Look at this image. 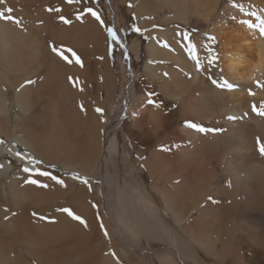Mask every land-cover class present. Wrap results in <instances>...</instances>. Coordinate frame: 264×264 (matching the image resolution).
Segmentation results:
<instances>
[{
	"label": "bare ground",
	"instance_id": "obj_1",
	"mask_svg": "<svg viewBox=\"0 0 264 264\" xmlns=\"http://www.w3.org/2000/svg\"><path fill=\"white\" fill-rule=\"evenodd\" d=\"M13 1L9 0V2ZM205 1L184 0L183 2L177 0L176 4L181 5L178 13L195 11L197 7L192 9L191 3L195 2L198 5V3ZM118 2L121 5L127 2L133 4L145 2L148 7L140 8L138 18L144 12L160 16V11H165L166 7H171V0H121ZM221 2L222 0H207L204 5L198 7L200 13L197 9V16L213 17ZM28 4L30 6L27 10L32 12L34 9L31 7L34 3L27 2L26 5ZM227 6L234 8L229 3ZM20 7L17 2L12 6L14 11L12 16L18 19L25 16L24 12H20L22 11ZM233 12L238 14L239 11L233 9ZM40 15H42L41 12ZM89 17L91 18L87 20V30L89 31L86 32L87 34L89 32L91 37L89 38L93 40L92 43L90 42L91 46L96 48L93 51H98L96 54H100L103 50L105 51L104 41H102L96 21L91 16ZM245 19H249V17H245ZM148 22L152 24V21ZM79 25L77 23L76 26L79 28H72L75 37L63 32L64 35H59L60 38L67 39L70 44L81 45L86 33L80 30L81 25ZM58 29H53V33H56ZM239 30H242L239 39L241 44L234 43L235 39L233 41V37H230L233 32L237 33L234 24L229 25L228 22L218 21L211 31L218 35L219 40L223 39L222 42L220 41L223 74L229 82L238 85V88L231 91L228 89L219 91L215 88L216 96L224 104L220 110V117L224 121H229V116L236 117L235 120H230L229 137L238 136L245 127L250 125H260L264 129V121L251 114L253 113L252 103L255 101L254 99L258 100L259 96L264 95V89L256 85V81L261 82L264 77V41L259 38L257 42L256 38L254 43L250 44L251 41L248 39L256 37V31L249 29L244 24L240 25ZM27 33L21 35L19 31L11 30L10 26L0 22V56L12 55L8 61L9 75L4 77L0 74V82L8 83V91L14 89L13 97L17 105V111L7 106L6 88L1 85L0 180L7 179V188L10 190L12 205L15 208L5 211L6 213L0 211V264H127L126 261L133 255L132 253H136L139 258L144 259L147 258V254L159 253L149 251L151 248L158 247V245H154V242L168 246L169 252L167 248L165 250L171 255L169 257L170 264H187L183 262L184 257H190L191 261L196 258V245H193V243L196 244V240L192 238L194 236L193 231L198 230L200 236L205 237L202 243L208 246L214 243L210 234L213 231L217 234L216 241L231 239L229 235H231L233 228L231 227L229 232L222 229V221L225 219L227 222L228 217L225 218L221 215L214 221V216L209 215L208 209H206L204 196L218 186L214 182L215 171H210L208 168L203 170L202 183L198 181V132L186 127L185 124L181 126L182 131L187 134L185 148L189 150L186 154L187 158L180 155L178 165H173L175 161L170 162L167 159V153L173 150L172 147L169 144L162 145L163 141L170 139L168 131L165 130L166 127H174L175 124L179 123L180 118L186 122L194 118L198 121V102L203 105V118H212V111L204 104V98L198 95V77L202 78L203 69L199 72L196 67L187 64L186 66L190 67L188 68L190 72L173 68L168 71V67L160 65L162 63L154 62L155 59H158L153 55L156 46L153 43L147 46L149 58L144 66L146 73L150 77L154 75L162 77L167 95L182 101L178 104L180 112L175 109L174 113L170 112L171 114L168 113V116H164L163 108L156 111L150 106L149 98L140 94L138 105L129 112L130 118L134 120V125L150 131L152 133L151 138H156V147L160 144L158 146L160 149L157 148L159 151L154 154V159L148 158L144 162L145 166L148 167V174L142 175L143 170L132 161L135 158L132 148L135 147L132 144L131 136L126 134L121 124L127 109L137 97L136 91L134 90L129 95L123 114L108 118L107 121H103L105 124L100 121V118L99 120L98 118H91L92 116L88 117L85 115L86 113L84 114L85 122L77 121L71 115L76 112V102L85 99L82 102L86 105L87 102L91 101L88 99V96L92 98V94L87 83L90 84L93 81L92 76L88 74L87 70H81L79 73L74 72L73 65L71 63L70 65L62 64L60 60L58 61L59 56L56 57L57 55L53 54L57 59L51 55L43 57L44 53L40 47L41 41L39 42L36 36L37 33L31 32L32 39L30 41L25 36ZM83 33L85 34L83 35ZM117 36H119L118 33ZM234 36L236 38V34ZM258 36L260 37V35ZM55 37L58 38L57 34ZM169 39L182 53L185 40L179 44L172 34L169 35ZM42 41L44 40L42 39ZM245 41L249 45L242 44ZM84 43L83 46H85ZM57 45L59 46V44ZM82 45L81 47L84 48ZM132 49L136 50L137 47H132ZM50 50L52 52V49ZM16 52L21 54L19 67L14 64L16 59L13 54ZM38 52H40L39 59L36 55ZM123 52L126 53L124 48ZM163 54L164 51L159 48V56H163ZM169 55L170 58L176 57L175 54ZM95 62L101 61L95 60ZM89 64L88 66H90ZM0 66L2 67V63ZM190 74H192L191 77ZM74 77H79L80 82H84L85 85H80L79 89V85L77 86L73 81ZM104 78L111 81L107 75ZM5 80H7L6 83ZM14 83L20 84L18 88L13 87ZM130 87L132 88V86ZM249 89L254 93L252 95L254 98L249 95ZM188 96L189 106L186 109L184 103ZM37 102L45 105L43 109L48 118L46 121L43 118L41 120L51 130L42 135L38 133L36 128H39L38 111L35 107ZM86 107L89 108V106ZM88 114L90 115V113ZM8 125L10 127L9 132H5L3 128ZM178 137L181 138L180 135ZM221 140H223L224 145L225 137L219 139V144ZM72 148L74 153H72ZM150 152L152 154V151ZM178 157L179 154H177L176 159ZM122 159L126 160V168L122 165ZM33 161L38 163H33ZM221 162L226 172L229 175L232 174V184L244 192L249 193L253 187L264 186V176L261 173L259 175L261 169L241 157L237 149L225 150L221 156ZM171 165L173 167L169 171ZM25 167L33 171L31 173L25 172L23 170ZM44 169L46 171L51 169L66 179L67 182L65 181V183L70 186L72 191L73 211L84 218L87 227L72 220L66 213L56 210V208L37 211L38 207L46 209L59 202V197L53 194H48L49 197L43 196L41 189L26 182L29 179L28 175H35L36 170L44 171ZM105 174H107L108 179L103 180ZM161 174V178L156 179L162 181L164 191L157 187V180H155V184L150 180L152 177L155 178ZM77 175L86 179L88 183L84 184L80 179H74ZM188 179L192 181L191 184L186 185L185 182ZM198 183L202 189H199ZM56 185L57 183L53 184L52 182L49 188H54ZM170 189L176 194L173 196L181 197L185 194V200L179 203H170V198L165 193ZM182 189H185V193ZM95 191H97V195H94ZM228 192L232 193L231 188H228ZM88 199L93 200V206ZM86 202H89L90 205ZM98 202L99 205H97ZM3 203H0V208ZM27 206L31 207L28 208ZM60 206L66 207L67 205L64 203ZM98 206L102 211L101 217L97 215ZM197 209L200 219L198 224H193L191 216L193 210ZM34 213L36 215H33ZM40 217H45V219H40ZM189 221L190 223L187 224ZM259 224L264 227V223ZM222 231L227 232V235L223 236ZM257 234V238L264 236L262 230H259ZM106 239L111 241L108 242ZM237 243L243 244L242 241ZM234 244L231 242L226 245L222 252L240 251L241 248H235ZM214 248H217L216 245ZM153 262L154 264H164L161 259L153 260ZM221 264H224L223 261Z\"/></svg>",
	"mask_w": 264,
	"mask_h": 264
},
{
	"label": "rangeland",
	"instance_id": "obj_2",
	"mask_svg": "<svg viewBox=\"0 0 264 264\" xmlns=\"http://www.w3.org/2000/svg\"><path fill=\"white\" fill-rule=\"evenodd\" d=\"M118 1L121 0H73V3L69 4L67 0H14L13 2H9V0H4V3L0 4V10H5L6 12L8 8L12 9L13 4L17 2L19 3V6H21L20 9L22 11L20 12H24L25 16L19 19L13 16L20 21L19 26L11 21L0 20V22L10 26L11 30L13 29L17 32L19 31L21 35L26 34L28 32L29 35L27 33V35L25 36L29 41L32 39L31 32H36L38 41H41L40 47L43 49V57H46V55H51L54 58L58 57L57 54H55L53 51L51 52L50 50L53 46L58 48V50L70 48L80 57L83 62V67H79V65H77L76 63L73 64L75 62V59L71 57V53H69V55L68 53H65L69 56L70 59L72 58V60H74L71 64L73 66L77 65L75 67L72 66L74 72L79 73L81 70H87L88 74L91 75L93 79V81L90 82L91 85L87 83V85H89L90 87L92 94V98H89V96L87 95L88 99L91 100L89 101L90 103L87 102V104L84 105L82 101H85V99H82L81 102H76V112L74 115H71L73 118H76L77 121L85 122L86 119L84 114L86 113L85 115L88 117L92 116L91 118L94 119L100 118L101 120H99L102 121L103 124H105V122L103 121H107L108 118L115 116L117 117L118 115L123 114L129 95H131L134 90L136 91L137 97L134 99V101H132L130 108L127 109V113H125V115L123 116L121 124L126 134L128 133L127 135L131 136L132 144L135 147L134 149L132 148L133 156L135 155V158L132 161L136 163V165L141 170H143L142 175L148 174V167L145 166L144 162H146L148 158L154 159V154H157V152L159 151L160 148L158 146L160 144L156 147V138H151L152 133L145 128H138L134 125V120L130 118L129 112H131V110L138 105V97L140 94L146 95L149 100L152 101V103H150V106L156 111L158 109L160 110V108H163L164 116H168V113L170 112L174 113L173 111H175V109L177 112H180V110H178V104L182 101L179 99L171 98L169 95H167L161 79L162 77L157 75L150 77L146 73L144 66L147 59L149 58L147 46L151 43L156 46L153 55L156 56L158 59H155L154 62L159 64L162 63L160 65L168 67V71L170 70V68H173L183 69L186 72H190L188 70V68L190 67L186 66L187 64H191V67L194 66L197 68V61L192 58V54L189 51V44L195 45V56L198 57L199 63L201 65L198 71L200 72V70L203 69L202 78L198 77V95L204 98V104L208 109L212 111V118L204 119V114L202 112L203 105L198 102V121L194 120L195 118L189 119L190 122L199 124L207 129H212V131H208L206 133L198 132V181H201L202 183V177H204L203 170L205 168H208L210 171H215L216 175L214 177V182L217 184L218 188L212 190L211 192H208L204 196V199L206 201V209H208L207 212L209 215L214 216V221L217 220L218 216L221 215H223V217L225 218L228 217L227 222L225 219H223L222 229L224 231L229 232L230 228L232 227L233 231L231 235H229L231 236V239H225L223 241H216V232H207L210 233L213 237L214 243H212L210 246L205 243H202L205 237L200 236L198 230L193 231L194 236H192V238L196 240V244H194L192 241L191 242L193 243V245H196V258L191 261L190 257H184L183 262L187 264H221V261H223L224 264H264V236H259L260 238H257V232L259 230H262L264 232V227L259 224L264 223V212H254L264 211V186H258L255 188L253 187L249 193L244 192L238 186H234L232 184V174L229 175L226 172L225 167L222 165L221 162V156L224 154L225 150L237 149L239 155L245 160L249 161L253 166H258V168L261 169L259 170V175L261 173V175L264 176V155H261L259 151L260 145L264 144V129H262L260 125H250L245 127L238 136L229 137L228 132L231 128V121H224V119L220 117V110L224 106V104L216 96L215 88L219 91L224 90V88H218L212 83V80H218L222 82L223 79H227V77L223 74L221 65L222 58L220 54V41L222 42L223 39L221 38V40H219L220 38L215 37L216 43L212 44L208 40V37L212 36V33H210V25L208 26L206 23L200 22L196 14L198 7L200 8L201 5H204L207 0L203 3H198V5H196L195 2H192L191 8L195 9L197 7L195 11H182L180 13L178 12L180 10L181 5L176 4L177 0H171V7H166L165 11H160V16H155L152 13L144 12L140 18H138V11L140 10V7L135 6L131 2H127L124 4V6H120V3ZM182 1L184 2V0ZM27 2L34 3V5L31 7L32 9H34L32 12H30V10H27L30 6V4L26 5ZM228 3L230 5H233V3L242 5L244 12H241L239 8L228 7ZM147 7L148 5L143 6L142 8ZM49 8L53 9V11H48ZM55 9H60V11H56ZM89 9L97 13L100 17V20H97L95 17H93ZM233 9L238 10V14H236V12H233ZM13 12L14 11H12V13ZM40 12L42 15H40ZM249 12H255L257 15L264 17V0H222L220 6L218 7L217 11L214 13V16L211 19V24H217L218 21H222L223 23L228 22L229 25L234 24L237 33L233 32L231 35L230 33L228 34L230 35V37H233V41L235 39L234 43H240L239 39L241 38L242 30H239V27L243 24L241 23V21L246 20L245 17H249L246 15V13ZM198 13H200L199 9ZM61 16H63L70 22L68 24L63 23L61 20ZM78 16L80 17V19H77ZM89 16L94 18V20L96 21L99 28V32L101 34L102 41H104L103 46L105 51L103 50L100 54H96V52L98 51H93L96 48H94V46H91L92 44H90V42L92 43L93 40L90 39L91 37L89 35V32L88 34L86 32L89 31L87 30V20L91 19ZM249 19H251L253 22H256L255 17H249ZM148 21H152V24ZM77 23L78 25L79 23H81L80 30L86 33V38L84 37V40L81 43L82 45L85 42V46L82 45L84 48H82L81 45L70 44L67 39L64 40L63 38H60L61 35H64L63 32H66L67 35L74 36L75 33L72 32V30L75 29ZM144 24H146V26H144ZM56 28L59 29L56 33H53V29ZM108 29H112L116 34H119L116 40H113L112 37L109 36ZM134 29H139L140 31L137 32ZM36 30L40 32L38 33ZM85 33H83V35ZM256 33V37H251L248 39V41H251L250 44L254 43L256 38L257 42L259 41V38L264 41V38L258 36V31H256ZM56 34L58 38L55 37ZM170 34L175 36V39L177 42H179V44H182L185 40V44L182 47V53H180L176 49L175 45L171 43L169 39ZM234 34H236V38ZM13 35L16 37L15 34ZM185 35H187V39H185ZM213 36L217 35L213 34ZM14 38L12 39V41L14 40ZM42 39L44 41H42ZM54 39L56 40L54 41ZM71 42H73L72 39ZM246 42L247 41L243 42L242 44H245V46L249 45V43ZM57 44H59V46ZM165 45H167V47H165ZM131 46L133 48L137 47V49L133 50ZM206 46L212 47L214 52L219 57L218 61L214 64H209V53L207 51ZM123 48L126 50V53L123 52ZM159 48L164 51L163 56H159ZM89 52L91 53L89 54ZM39 54L40 52L36 54L38 55V59ZM53 54L57 56L55 57ZM94 54L96 55L95 57ZM169 54H175L176 57L170 58ZM250 54H252V51H250ZM13 55V57L16 59V62L14 63L15 66L19 67L21 54L20 52H16ZM11 56L12 55H9L8 57L0 56V63H2V67L0 66V74L4 77L9 75L8 72L10 70V67L8 65V61ZM59 60L62 64L64 63L70 65V63L68 64V62H66L65 60L61 61L63 59H61L60 57L58 58V61ZM95 60L101 62H95ZM178 61H180V63H178ZM88 64L90 66H88ZM160 65H158V68H160ZM164 73L166 74V72ZM106 75L111 81H107L104 78ZM189 76L191 77L192 74H190ZM6 81L7 80H5V83ZM73 81L75 82V84H77V86L79 85V89L80 85H85L84 82H80L79 77H74ZM111 82H113L114 84H112ZM0 83V86L3 85L6 88V99L8 101L7 106L11 107L14 111H17V105L13 97L14 89L12 88V90L8 91V83ZM260 83L264 84V77L262 78ZM19 85V83H14L13 87L18 88ZM130 86H132V88ZM260 88L264 89L262 87ZM251 96L249 97L251 98ZM254 100L255 101H253L252 106L256 105L257 108H259L262 104H264V95H261V97L259 96L258 100ZM188 102L189 96L187 101L184 103V108L186 109H188L189 106ZM44 106L45 105H41L40 103L35 106L38 111L37 117L39 119V128L36 127V125L35 127L37 128L38 133L41 135L51 131L50 128L47 127L46 123L41 120L43 118L46 121V119L48 118V115L44 113ZM86 106H89V108H87ZM96 109H101L102 111L97 112ZM88 113H90V115ZM251 114L256 118L264 121V117L257 115L255 112ZM184 124H186V121L183 118H180L179 123L175 124L174 127H166L165 129L168 131L170 139L166 140L165 142L163 141L162 145L169 144L172 147L173 150H170L167 153V159L170 162L175 161L173 162V165H178L180 155H183L185 158H187L186 154L189 150L188 148H185L187 144V134H185L181 128V126ZM3 129L5 132H9L10 127L8 125ZM178 135H180L181 138H179ZM140 137H142V140H140ZM222 137H225L224 145L223 140H221L219 144V139ZM157 148L159 149L157 150ZM150 151H152V154ZM72 153H74L73 148ZM177 154H179L178 159H176ZM122 165L125 168L127 167L125 159H122ZM173 165L169 166V171L172 170ZM45 169L44 171H46ZM46 172H48L50 176H40L38 174H35L28 175V178L39 180L41 184L48 185L46 188H44L32 184V186L38 187L42 190L43 196L49 197L48 194H53L54 196L59 197V202L55 206L47 207L46 209L43 207H38L37 211H47V209L52 208L60 210L62 208H66L67 206V208L74 210L72 191L70 189V186L65 183L66 179L60 175H57L51 169ZM161 176L162 174L155 178L152 177L150 180L153 181V184H155V180L159 179L158 177L161 178ZM52 177H56L57 179L62 180L64 182L63 185L58 184L56 180L52 179ZM106 179H108L107 174H105V178L103 180ZM48 180L50 182L49 184ZM191 181V179H188L185 184H191ZM52 182L53 184L57 183L56 186L58 187H50V189L49 186ZM157 182V187L164 191L162 181L157 180ZM199 186L200 185L198 183V187ZM206 186L208 187V184H206ZM228 188H231L232 193L228 192ZM199 189L202 188L199 187ZM182 190L185 193V189ZM165 193L169 196L170 203H179L185 200V194L181 195V197L173 196V194H176L171 189ZM97 194V191H95L94 195ZM88 200H90V203L93 206V200ZM1 202L4 203L1 204L3 206L0 208V211H3L4 213H6L5 211H10V209L15 208L12 205L11 193L10 190H8L7 188L6 178L0 180V203ZM64 203H66V207L60 206ZM86 204L90 205L89 202H86ZM97 205H99V202ZM27 207L29 208L31 206ZM161 207L163 208V206ZM193 211L194 212L191 216V222L193 224H198V220L200 219L198 209ZM231 212L233 213L231 214ZM97 215L98 217H101L102 215V211L99 209V206L97 208ZM169 218L171 219L170 216ZM236 219L238 221H235ZM189 223L190 221L187 224ZM224 231L221 232L223 236L227 235V232ZM106 240L108 242L111 241L108 239ZM238 241H242L243 244L239 245L237 243ZM231 242H233V244L235 243V248L240 247L241 250H236L233 252H222L226 245L230 244ZM154 245H158V247L151 248L149 249V251H156L160 254H147V258L144 259L139 258L136 253H132L133 255L130 256L126 263L154 264L153 260L161 259L164 264H170L169 257L171 255H169L168 253V246L164 245L163 243L157 244L155 242ZM214 245H216V249L214 248ZM165 248L168 249V252L165 250ZM128 249L132 250L131 248Z\"/></svg>",
	"mask_w": 264,
	"mask_h": 264
},
{
	"label": "snow or ice",
	"instance_id": "obj_3",
	"mask_svg": "<svg viewBox=\"0 0 264 264\" xmlns=\"http://www.w3.org/2000/svg\"><path fill=\"white\" fill-rule=\"evenodd\" d=\"M67 2L69 4L73 3V0H67ZM4 3V0H0V4ZM233 7L239 8V10L241 12H244V9L242 7V5H238L233 3L232 5ZM56 11H60V9H55ZM13 9L8 8L5 11L0 10V20H4V21H11L17 25L20 24V21L18 19H16L15 17H13L11 15ZM48 11H53V9L49 8ZM89 11L91 12L92 16L95 17L97 20H100V17L98 16L97 13H95L94 11H92L91 9H89ZM7 13V14H6ZM247 16L249 17H255V21L253 22L251 19H246L243 20L242 23L244 25H246L249 29L254 30V31H258L260 37L264 38V17L257 15L255 12H249L246 13ZM77 19H80V17L78 16ZM61 20L63 23L68 24L70 21L65 19L63 16H61ZM258 22V23H257ZM102 23V21H101ZM135 31L139 32V29H134ZM108 34L109 36L112 37L113 40H116V33L112 30V29H108ZM187 35H185V39H187ZM208 40L212 43L215 44L216 43V38L213 36H209ZM165 47H167V45H165ZM207 47V51L209 53V64H214L215 62L218 61L219 57L218 55L214 52V50L212 49V47L210 46H206ZM52 51L54 53H56L61 59L65 60L68 63H72V59L69 58L68 55H66L65 53H71V57L75 59V63L80 65L81 67H83V62L80 59V57L70 48L68 49H60L58 50L55 46L52 47ZM189 51L192 54V58L195 59L197 61L196 66L197 69L199 70L201 65L199 63L198 57L195 56V45L189 44ZM71 79V78H70ZM29 83H31V81H29ZM212 83L214 85H216L218 88H224V89H228V90H235L236 88H238L237 84L231 83L229 82L227 79H223L222 82L218 81V80H212ZM256 85L257 87H262L264 88V84L260 83V81H256ZM249 95H254V93H252L251 89H249ZM149 103H152L151 100H149ZM158 107V105H157ZM97 112H101V109H96ZM252 111L255 112L257 115H260L262 117H264V104H262L259 108H257L256 105L252 106ZM228 119L230 120H235L236 117L235 116H229ZM186 127L193 129L196 132H200V133H206L208 131H212V129H207L202 127L199 124L193 123V122H186L185 124ZM259 143V141H258ZM166 150V149H165ZM260 154L264 155V144L260 145L259 148ZM33 163H38L33 161ZM25 172L31 173L33 170L30 168L25 167L23 169ZM36 174L40 175V176H49L50 174L46 171H39L36 170ZM52 179L56 180V182L58 184L63 185V181L57 179L56 177H52ZM74 179H80L82 181V183L87 184L88 181L86 179H83L81 177H79L78 175L74 177ZM29 184H33V185H37L39 187H44L46 188L48 185L46 184H41L39 180L36 179H28L26 181ZM211 199V198H210ZM60 211L66 213L69 217H71L72 220L74 221H78L81 225H84L85 227H87V222L84 220L83 217L77 215L72 209L70 208H62L60 209ZM33 215H36L35 213ZM40 219H45V217H40ZM101 227H103L101 225ZM105 235H107V232H105Z\"/></svg>",
	"mask_w": 264,
	"mask_h": 264
},
{
	"label": "crops",
	"instance_id": "obj_4",
	"mask_svg": "<svg viewBox=\"0 0 264 264\" xmlns=\"http://www.w3.org/2000/svg\"><path fill=\"white\" fill-rule=\"evenodd\" d=\"M134 5L137 6V7L142 8L143 6H146L147 4L145 2H141V3H135ZM120 6H124V5L120 4ZM211 19H212V17H208V16L207 17H199L198 16V20L200 22H202V23L205 22L208 26L210 25V27H211L210 30L212 31L214 29V27H215V24H213V25L211 24ZM211 31H210V33H212ZM212 36H213V33H212ZM213 37H218V35L217 36H213Z\"/></svg>",
	"mask_w": 264,
	"mask_h": 264
}]
</instances>
